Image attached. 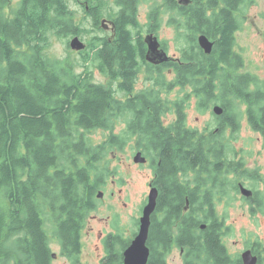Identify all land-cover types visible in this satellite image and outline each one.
Returning a JSON list of instances; mask_svg holds the SVG:
<instances>
[{
    "label": "trees",
    "instance_id": "obj_1",
    "mask_svg": "<svg viewBox=\"0 0 264 264\" xmlns=\"http://www.w3.org/2000/svg\"><path fill=\"white\" fill-rule=\"evenodd\" d=\"M71 1L80 0H0V264H52L53 241L59 242L64 257L80 264L83 232L90 215L96 211L97 193L111 174L110 158L115 151L121 152L132 133L160 131L155 129L158 124L142 128L150 121H131L128 107L115 100L113 89V81L120 78L124 83L120 92L126 96L130 92V80L137 72L136 61L145 59V44L141 37L135 38L140 0L120 3V12L114 15L117 18L112 39L98 37L90 42L88 49L77 52L97 63L98 69L110 80L107 84L96 83L87 69L77 73L69 60L49 53L52 36H81ZM81 1L90 3L91 15L98 25L101 15L94 9L102 2L98 0L93 6L92 0ZM193 1L203 5L196 11V21L193 6L180 9L178 17L171 19L173 25H181L179 37L185 43L183 64L175 69L176 76L170 80L160 71H148L157 86L165 85L161 87L165 88V98L174 97L171 81L183 87L196 84L192 90L179 91L184 94L179 98L180 144L177 145L173 136L152 134L147 138L138 137V143L146 152L147 149L155 152L152 143L161 149L157 152L162 167L172 173L180 164L185 171L202 167L210 176L197 177L198 187H194L205 199H193L189 203L186 196L193 192L191 185L186 190L164 183L152 217L150 264L165 260L175 242L186 249L187 262H232L223 243L224 225L219 221L215 202L207 196L210 186L200 185L210 183L212 173L221 168L214 166L211 156L228 163L229 173L236 175H240L244 164L233 158L231 147L229 156L215 155V144L203 148V142L215 139L214 136L198 133L196 144L191 143L194 137L189 134L188 109L193 99H197L199 111L209 110L217 99L212 84L218 80L226 83L229 101L224 105V115L231 132L236 133L240 127L239 101L247 105L252 129L264 136L263 98L248 93L250 84L259 86L260 82L255 75L246 74L242 95L243 81L237 69L243 67L244 61L235 53L236 32L241 26L236 13L244 16L243 8L253 0ZM167 2L174 11L176 2ZM221 5L223 9L217 11ZM211 10L214 15L208 16ZM158 16L154 8L149 20H156ZM199 34L214 42L210 55L198 44ZM193 52L197 62L195 70L190 65ZM258 93L264 96V91ZM143 94L149 99L161 97L157 89ZM154 108L155 111L147 108L144 119L160 113V107ZM117 123L124 124L118 135L113 133ZM99 130L108 132V136L95 146L88 135ZM186 207L191 212L184 213ZM206 220L212 225L208 232L202 233L199 225ZM111 242L115 241H108L106 258L108 264H117L119 254L127 245L120 238L119 245Z\"/></svg>",
    "mask_w": 264,
    "mask_h": 264
},
{
    "label": "rangeland",
    "instance_id": "obj_2",
    "mask_svg": "<svg viewBox=\"0 0 264 264\" xmlns=\"http://www.w3.org/2000/svg\"><path fill=\"white\" fill-rule=\"evenodd\" d=\"M115 1L103 0L105 9L99 25H96L89 16L83 1L70 2L74 10L75 23L82 30L81 37H77L81 39L86 48L93 39L105 36L109 38L113 35L111 28L106 31L102 26L109 25L108 16L117 12V10L114 12ZM77 2L78 4H76ZM166 5L169 7L165 0H140L139 21L144 25L150 12L154 8L159 9L158 19L163 20V26L158 37H155L161 42L164 41L169 52L174 54L185 43L178 38L175 26L170 25L169 19L172 12ZM247 7L243 8L245 17L242 18L240 30L236 33V51L245 62V72L256 75L259 82L264 85V0H253V3ZM74 38V36L67 38L52 36L50 55L61 60H69L77 73L87 69L92 73L96 83L107 84L110 80L99 71L97 63H94L90 57H84L70 48V43ZM144 81V76L139 78V89L144 87ZM244 108L243 106L242 114H240L239 131L234 134L230 132L228 142H230L232 150L235 151L234 157L230 156L243 162V172H253V174L249 176L231 175L229 177L231 183L228 182L227 190H225L227 191L226 196L221 201L216 200L218 214L223 220L224 226L228 228L224 241L232 262H236L237 257L252 245L261 243L264 246V142L244 118ZM213 110L210 108L201 112L189 109V123L194 127L197 126L198 129L214 125ZM123 129L124 124L117 123L113 133L118 135ZM88 136H91L96 146L106 140L108 132L99 130ZM130 142L131 140L126 142L122 148L123 152L122 150L121 152L115 151V154L110 158L111 174L107 177L104 187L98 191V193L103 192L104 196L101 199L97 198L96 211L90 215L84 229L80 264H102L103 258L106 257L104 248L98 239L99 229L109 233L117 232L122 235L124 240L132 238L133 234L138 231L137 221L142 216L145 195L148 193L149 176L147 174L149 170L129 167L133 159V152L129 148ZM240 184L247 187L248 190H256L261 193L262 196L258 198L262 199L260 205L248 203L240 192L235 190V187ZM113 191L116 193L114 197L111 195ZM51 246L52 252L56 256L52 264H73L71 260L62 255L59 242L53 241ZM182 261L180 250L173 249L169 254L168 262Z\"/></svg>",
    "mask_w": 264,
    "mask_h": 264
},
{
    "label": "flooded vegetation",
    "instance_id": "obj_3",
    "mask_svg": "<svg viewBox=\"0 0 264 264\" xmlns=\"http://www.w3.org/2000/svg\"><path fill=\"white\" fill-rule=\"evenodd\" d=\"M100 1L102 2V4H100L98 0H92L91 4L93 6H96V3H99L98 8H96L94 10L100 11V15H101L100 18L102 19L103 10L105 9V4H104L103 0H100ZM122 1L123 0H116L115 1L114 12H116V10H117L116 13L120 12V9L122 8L120 3H123ZM165 1L167 2L169 0H165ZM174 1L176 2L173 5L174 8H176L174 11L171 10L172 5L170 3H168L169 7L166 5L167 8L170 9V12H172L171 17L169 19L170 25L172 24V20H171L172 17L177 18L178 17L177 14L180 12V9L187 8L189 6L194 7V9H193L194 19L196 21V18L198 17L196 15V13H197L196 11L199 7H202L203 5H199V4H197V2H194L192 0V3L190 5L183 6L179 3L178 0H174ZM84 4L86 5V10H87L89 16L95 22L94 17L91 15L92 9H90V3L88 4L87 2H84ZM223 7H224L223 5L219 6L217 8V11H219L220 9H223ZM138 11H139V6H138ZM156 12L160 16V10L158 9V10H156ZM113 14L108 16L110 22L109 21H107V22L109 25H106L105 27L102 26V28H104L106 31L110 30V28H111V32L113 35L109 36V38L107 36H105L108 39H112L115 36L114 35L115 30H116V21L115 20H116L117 16H114L115 14L114 15ZM207 14H208V16L214 15L212 10L208 11ZM236 15L238 16L239 21L241 20V22H242V18L244 17L242 15V13L237 12ZM100 18H98L99 19L98 20L99 23H97L98 25L100 24ZM176 18H175V20H177ZM162 23H163L162 19H156V20L150 21L148 18L147 22L144 25H142L141 22L139 21V12H138V24H139V26L135 30V35H136L135 38L138 39L141 37V39L143 40V42L145 44V48H146V52L144 55L145 59L138 58V60L136 61V65L138 66L137 72H136L135 77L130 80V83H129V91L130 92L127 93L126 96H123L124 94L122 95V93L120 92L121 86L124 84L123 80H120V78H117L116 80L113 81V89L115 90V97H116L115 100L118 103L125 104L128 107L127 112L130 115V120L131 121H137L139 123H146V122L150 121L149 125L148 124L143 125L142 128L143 129H149V128H153L154 124H158V127L155 126V129L160 130L158 132L157 131L156 132L145 131L142 133L141 132H135V133H132V136L130 137L131 142H130L129 148H131V150L133 152V159H132V163L129 164V167H134L136 169H148L149 170V173L147 174L149 176V181L147 184L148 193L145 195V201H144L145 204H144L142 211H141L142 214H143L144 208L149 203V198H150L152 191H157V193H158V198H157V206H158V199L160 198L162 191L164 190V183H166V182H169L171 185H177L181 188L184 187L186 190H189V189H187V187L189 185H191V187H192L191 189L193 190V192H192V194H189L188 196H186V201L188 203L193 199L199 200V201L204 200L205 195H203L200 191L195 190L196 188H194V187H198L197 177L200 176V178L202 179V178H206V177L210 176L207 174L206 171L202 170V167L196 166L192 170L189 169L188 171H185V170H183V168L180 164L176 166V167L179 166L178 169H176L172 173L171 171L162 167V159L159 157V152H157V150L161 151V149H157L155 144L152 143L150 145L155 150V152L153 150H148V149L146 152L145 151L146 149L143 147H140V144L138 143V137L147 138L150 134H152L154 136L169 135V137H171V138H172V136L176 138L177 145L179 146L180 136H181V132H180V120H181V115H180L181 106L180 105L181 104H180L179 98H181L184 95L183 93H181L179 91L182 90L183 88H188L191 90L196 88V84L183 87L179 83L174 84V82L171 81V83H170V84H172L171 90L173 91L172 96H174V97L173 98H165L164 97L165 96V92H164L165 88H161V87H164L165 85L162 84V85L157 86L156 80L151 78L148 75V71H149V69H151L153 71H160L163 74L164 78H165V76H168V78L170 80H172V78L174 79V77L176 76L175 69L179 65L183 64V62H182V58H183L182 48H180V50H178L176 53L171 54L169 52V50L167 49L165 42L164 41L161 42L159 40L158 41L160 43V49L163 50L167 54V56L171 59L168 61H165V62L158 63V64L148 61V59H147L148 45L146 44L145 39L149 35H153L154 37L155 36L158 37V33L162 29V26H163ZM174 26H175V29L177 30L178 38L180 39L179 33H181V31H182L181 25H179V26L174 25ZM239 30H240V28H239ZM201 35H203V34H199L197 37L199 38ZM198 38H197V40H198ZM210 41L213 42L212 40H210ZM198 44H199V42H198ZM235 53L240 55L239 52L236 51V46H235ZM207 55H210V54H207ZM190 65H191V68L193 70H195L197 67V62H196L194 52L191 53ZM155 73L156 72H154V74ZM237 74L240 75V79H242V81H243V88H242L243 94L242 95L244 96V94H245V82H244L243 77L246 74H250V73L245 72V62H244L243 67L237 69ZM143 76L145 79V81L143 83L144 87L139 89L138 88V80H139V78H141ZM155 77H156V75H155ZM115 85H117V86H115ZM257 85L258 84H250L249 88H248V93H250V94L254 93L255 95H258L260 98H263L261 105L264 106V96L261 97L262 95H260L258 93V91H260L261 93H262V91H264V85L262 83H259V86H257ZM212 87H213V89H215L214 94H215L217 99L213 100V104H212L213 108H211V109H215L216 107H219L222 110V114L217 115L213 110V114H214L213 116L215 119L214 125L208 126V127L205 126L203 129H198L197 126L194 127L192 124L189 123V120H188V125L190 128L189 134L194 137V140H192L191 143L196 144V138H197L198 133H200L201 135L206 136V137L207 136H214L215 139L208 138L203 142V144H204L203 148L207 144H211L212 146L215 144V146H216L215 155H221V156L227 155V156H229V150H230L231 146H230V142H228V140L230 137L231 129L228 127L227 118H226V115H224V108H225L224 105L227 104L229 101L228 85L226 83L218 80L214 84H212ZM149 89L159 90L161 97L158 99L147 98L146 94H143V92L147 91ZM120 93H121V96H120ZM237 103L240 106L241 112H242V107L243 106L245 107L243 109L244 118L250 124V118L247 115V111H248L247 105L245 103H241L239 101ZM155 105L157 107H160L159 108L160 113L157 115H152L151 118L144 119V116L147 113V108H149L150 111H155L156 110L154 108ZM191 108L198 110L196 98H194L193 101L191 102V106L189 107V109H191ZM189 109H188V111H189ZM156 120H157V123H155ZM239 124H240V120H239ZM138 125L139 124H136L135 127H138ZM125 128H127L126 125H125ZM238 131H239V129H238ZM255 132L261 136V138L263 139V142H264V136H263L262 132H259V131H255ZM231 134H234V133L231 132ZM179 149H180V147H179ZM138 153L142 154L143 159H145V163H136L135 162L134 159ZM210 158L212 159V162L215 163L214 166H220L222 169L218 168L216 172L212 173L213 176H212V180L210 181V183H208L206 185H200V187L210 186V191H208V192H210V194H208L207 196L211 200H213L216 204V200L221 201L226 196L227 191H225V190H227L228 182L231 179L229 177L231 175H236V174L235 173H229L228 163L216 161L215 159H213L212 156ZM161 168H162V171H161ZM159 173H161V179H158ZM241 174H244L247 176L250 175L246 172H243V170L241 171L240 175ZM257 177H258V175H257ZM241 186H243V185L240 184L239 188H238V191L240 192L241 196L250 204L260 205L262 199H258V198H260L262 196L261 193L259 191H256V190H250L249 189L250 191H252L253 196L250 198H247V197L242 195ZM243 187H245V186H243ZM201 191H203V190L201 189ZM111 195H112V197H114L116 195L115 191H113L111 193ZM215 208H216L217 215L219 217V221L221 223H223V220L221 219V217L218 214L216 206H215ZM156 210H157V208H156ZM188 211H189V207H186L183 210L184 213H188ZM189 212H191V211H189ZM153 215H152V217H153ZM140 219L137 221V226H138L137 233L133 234L132 238H128L126 240H124L122 235L118 234L117 232H110L109 233V232L103 231L101 229L98 230V233H97L98 239L104 248L105 256H107L106 255V249L108 247V241L109 240L115 241V242H111V243L119 245L120 242H117V239L120 238V240L122 239L123 245H127L126 246L127 248L122 250L121 253L119 254V259H118L117 264H124V253L129 248V246L131 245V243L134 241V239L136 238V236L139 233ZM194 221H195L194 225L196 226V224L198 223L196 217L194 218ZM211 225H212V223L210 220L203 221L199 225V231H201L202 233H205L206 231L208 232L211 228ZM223 225H224V223H223ZM151 226H152V218H151ZM195 229H196V227H195ZM223 231L227 232L228 228H226V226H224ZM150 233H151V227H150ZM150 233H149V239L147 242V246L149 247V249H150ZM224 237H223V243L226 246L225 241H224ZM193 238H195V237H193ZM82 239H83V237H82ZM82 244H83V242H82ZM176 248L180 250V254L182 256L183 261L182 262H170L169 263L168 262L169 254L171 253V251L173 249H176ZM226 248H227V246H226ZM171 251L166 256L165 260L160 262V264H245V262H243V254L247 251H251V253L257 257V259H258L257 264H264V246L261 243H256V244L252 245L251 247H249L246 251H243L244 253L237 257L236 262H187L186 261V249L180 248V246H178V244L176 242L174 243ZM227 251H228V248H227ZM150 252H151V249H150ZM227 253L230 256L229 251ZM150 257H151V253H150ZM53 258H56V256H53ZM230 259H231V256H230ZM108 263H109L108 259L106 257L103 258L102 264H108ZM148 264H150V258H149Z\"/></svg>",
    "mask_w": 264,
    "mask_h": 264
},
{
    "label": "water",
    "instance_id": "obj_4",
    "mask_svg": "<svg viewBox=\"0 0 264 264\" xmlns=\"http://www.w3.org/2000/svg\"><path fill=\"white\" fill-rule=\"evenodd\" d=\"M178 1L183 6H188L192 3V0H178ZM145 42L148 45V53H147L148 61L158 64L171 59L167 56V54L163 50L160 49V43L158 39L153 35L147 36ZM198 42L201 49L206 54L212 53L214 44L208 39L207 36L201 35L198 38ZM70 48L73 51L81 52L86 49V46L81 42L80 38L75 37L70 43ZM214 112L217 115L222 114V110L219 107H216L214 109ZM134 160L136 163H145V159H143L141 153H138L135 156ZM241 193L243 196L247 198L253 196L252 191L246 189L243 186H241ZM103 196L104 193L99 192L97 198L101 199L103 198ZM157 198H158L157 191H152L149 198V203L144 208L142 217L140 219L139 233L134 239V241L131 243L129 248L124 253V264H148L151 252L149 247L147 246V242L149 239L151 218L157 208ZM243 262H245V264H257L258 259L256 256H254L251 253V251H247L243 254Z\"/></svg>",
    "mask_w": 264,
    "mask_h": 264
}]
</instances>
